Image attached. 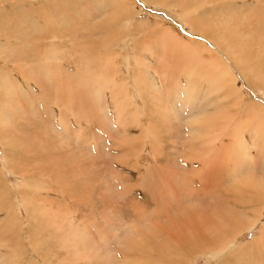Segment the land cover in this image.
<instances>
[{"label": "rangeland", "instance_id": "1", "mask_svg": "<svg viewBox=\"0 0 264 264\" xmlns=\"http://www.w3.org/2000/svg\"><path fill=\"white\" fill-rule=\"evenodd\" d=\"M60 1L61 0H33L32 2L35 4L32 3L29 7L34 10H39L40 14L43 16L44 12H41V5L47 7V4L55 3L57 6H63ZM180 1L179 3H175L174 0H108V3H105L104 7L101 9V12L105 11V14L101 17L107 21V24L109 23L108 25L106 24L108 29L106 30V26L103 29L95 28L92 35H88L89 33H80L79 24L75 22V17L69 14L68 9L64 7L63 13L70 19L69 22L63 25L64 34H73L69 33L67 29L68 27L66 24H69V28L72 27L76 29L78 34H85L87 39L89 38L91 42H94V45L99 39L106 37H108L106 42L113 43H115L117 39L123 38L125 45L122 44V40H120V44H112L110 50L109 48L108 50L101 48L99 52L98 49H94V45L92 48L91 45H89L85 47L88 53H84L83 55L76 50L77 46L75 47V45L80 42L76 40L69 44V46H71L69 51L65 52L66 49H63L65 54H61V59L68 62L67 66H69L70 63L73 66L72 69L77 72L78 70L86 68V72L90 74L106 72L108 79H111V76H113L112 82L116 79L114 83H121L123 81L122 83L124 84L126 82L125 79L128 77L132 79H144L145 75L142 71L143 66H138V64L147 65L151 68L154 67L159 75H162L164 72L170 73L172 69L180 71V68L186 67H179L177 65L178 61H181L184 57L183 61L185 64H188L191 58L190 52L196 50L203 64L206 66L202 69L204 72L210 71L212 68H218V71L219 69L222 70V67H219L220 62L225 60V62H228L236 82L232 99L227 95V88L224 86V89L218 91L220 98L217 99L218 101L220 100L223 106H216L215 109L211 107V105L205 103V96L201 97V95H199V99H194V103L189 107V104H187L189 101L185 100L183 95L185 89H182L178 97H170L167 101L171 106H177L175 110L181 115V128H176L177 123H174L172 129L166 131L169 121L163 117L164 113H162L159 107V99L156 97L152 100L151 104L153 110H156V117L151 116V118H153L151 123L154 125L155 122L159 125V127L154 125L157 129L155 141L150 143V141H141L139 139L140 145L137 146L130 145V142L127 140H134L135 135L131 134L129 137L125 136V134H137V132L139 134L138 124L132 127V129L127 130L128 133L124 134V132H122L123 134H121L118 133L120 131L117 132L116 128L120 127L118 123L126 124L132 115H126L123 120L117 121L120 117L118 116V111L114 110L113 101L110 97L112 88L106 90V100L104 99L105 102L103 101L106 103V116L109 121L108 124L110 123V125L105 124L107 130L103 127H99L96 123V127L94 126L93 130L87 127L86 118L90 115V110H92L91 104H89L92 95L88 98V95L82 92V88L77 83V86H75L77 88L76 92L73 90L71 91L74 106H77L79 110L78 115L80 117H76V119L80 121L79 124L83 125V127H87L89 133H99V135L102 133V139H98L96 143L92 142L94 145L87 149L82 143L83 140H77L78 137L74 134L75 130L69 132L68 130H63L61 126H59V128L57 127V125H59L57 118H55V121L52 116L49 117V114H53L49 112L51 108L48 107V110L46 109L47 113L41 114L43 111L42 108L38 106L37 103L35 105L34 101L30 102L32 107L38 106L39 113L36 114V112L34 113L29 109L27 100H21V105L28 107V111L26 112L24 110L25 112L23 115H32L31 118L29 117V122H33L34 124L36 122L40 123L41 115L44 125L38 129L40 131H35L34 133L32 132L35 126H30L29 129L24 130L19 128H17V130H11V133L8 135L10 138H13L14 141L18 142V145L10 146L12 143H8V151L6 152L5 147L0 142V164L2 163L1 159L4 158V154L6 153L9 157L8 160L11 159V162H13L11 163L12 168L16 169V165H22L20 168H24L26 171V173H15L16 175L23 174L21 176L8 174V176L5 177L7 183L3 180V182L0 181V203L5 202V207L10 206V203H13L16 198V191L26 192L27 195L34 198L36 206L41 204V209L46 213L47 217H44V214L40 213L41 215L38 216V220L35 219L37 214L35 213L34 215L35 209L30 205L29 211L32 209L30 212V214H32L30 220H32L33 217V221L31 223L29 222V224L32 225H29L28 228L26 212L21 206V218L24 221L23 226H27L25 230L31 231L30 235L33 237H31V241V239L28 238V236H26V238L23 233H20L21 235L18 233L19 236L16 234L13 235V232H15L14 230L20 227L19 224H12L7 227L6 220H4L6 213L0 212V251L7 255L5 259H8L11 263L58 264L61 260L64 264H114V260L118 259V264H191L192 259L190 258H193L195 255L190 252L191 246L189 243H199L198 236L203 233L209 235L212 231L213 236L209 235V237L215 240L217 239L218 243H231L234 241L236 245H240L239 243L252 242L254 234L259 235V227L262 228V222H264V204L261 202L255 204L256 213H252V208L242 212H240L238 208H235L241 201L240 195L243 194L241 191H249L247 193L252 194L253 189L260 192L259 189L263 188L264 164H251L248 162L249 159L255 158V152L251 145L246 146V148L243 147V150H239V146H236L233 151L230 150L231 156L234 157L233 162H248L249 164L246 163V165H244L240 173L237 174V178L232 177L227 183L221 185L218 191L219 194L217 193L218 195H214L211 199H206H210V204L213 203L214 208L209 209L208 201H201L199 198L197 200L195 196H192L191 200L182 199V201L174 207H160L155 198L159 189L156 184L162 178L167 180L171 185L173 184V186L170 187V189L173 188L172 190L177 189V181H181V179L182 181L188 180V177L183 173L189 175V171L185 166H189L190 160L192 161L193 159H188V157H192V150L190 151V148L188 149L189 145L187 143L190 134L187 130L189 127L188 121H186L187 118L189 119L194 115L203 114L204 109H206L209 114H214L216 117L220 116L219 121L223 124L229 125V123L235 122L234 125L238 127L241 122L245 120L252 123V120H255L257 115H259V118L256 121L260 127L261 123H264V0H230L238 5L241 3L250 6L248 11L243 12L248 15L247 18H243L242 15H234V17L231 16L228 18L223 14L218 15L213 12L208 13L209 15L202 14V3L208 5L206 0H183L184 3ZM25 2H28V0H0V20L2 21V18L5 17V21L12 22V17L14 16L13 10L16 7H20ZM99 2H101V0L97 2L94 0L92 3H84L86 7H88V11L91 15L98 12L96 5H98ZM155 2H157V4ZM176 4H179V6ZM195 4H197L196 11H193L194 6H191L188 10L190 5ZM39 6H41V9ZM28 10H23L24 12L21 11V13L25 14V11ZM120 11L126 13L122 15L119 13ZM188 13H198L203 16V20L196 21V18L192 20V18H190L192 14L188 15ZM91 15L88 19H90ZM227 16H229V14ZM116 17H119V19L116 20ZM179 18H181V20H179ZM183 18H188L186 24H184ZM206 19L216 23L215 26H212L214 28L212 29L213 31L208 27V22H204ZM96 22H99V19H97ZM4 26L2 25L3 29ZM110 29H112V34H110ZM217 29L222 33L221 38L225 37L229 40L233 38L234 44L238 36L239 50L247 44L250 45V47L253 44L254 47L256 46L253 55L262 63L257 61L258 73L256 72V74L252 76L253 81H251V83L245 78V74H242L240 67H238L234 61L231 62V60L226 58L228 57L226 55L228 53L222 49V44L220 42L221 38L217 39V42L213 40L212 34L218 31ZM233 29H236V34H233ZM4 33L7 34L8 31ZM73 35L75 36V34ZM92 37L95 39H92ZM187 38L198 42L194 43L192 41L189 48L190 52H186V54L182 53V50L187 49L188 45L186 43H184L186 44V49L180 44V46H177V50L172 49L177 42H181L179 40L184 41L185 39L187 40ZM103 42L104 39L101 40V43H97L96 47L101 46ZM83 43L87 45L89 42H81V44ZM199 43L201 45H199ZM210 50H213L212 52L219 57V61L217 58H212ZM93 57L97 60L94 61ZM76 58L81 60L78 61V64L77 61H75ZM106 60L110 63L106 64ZM160 60L162 63H160ZM249 61L253 63L252 60L249 59ZM93 62L96 63L93 64ZM260 65H262V69L259 72ZM202 67L203 65L198 67V70H201ZM104 68L106 71H104ZM91 69L93 71H91ZM247 77L249 78V76ZM156 79L158 80L159 78L156 77ZM78 81V75L73 77V80L65 79L66 83ZM235 82L233 83L235 84ZM127 84L131 87L130 94L128 93L127 97L132 98L134 103L138 104L140 112L142 113L145 102L144 99L134 94L137 85L134 82ZM159 84L160 83H158L157 86ZM160 86L161 84L159 85L161 89L162 87ZM60 89L61 97L59 96V100L63 102V104H68L70 97L67 92V87H62ZM64 90L65 95L63 97ZM163 91V89L162 91L160 90V95L165 94ZM46 97L55 100L51 92H48V96ZM118 98L119 100L122 99L121 96ZM241 98L243 101L242 104L245 102L248 103L246 106L250 105V109L256 110V112L249 113L241 104L239 105L242 106V108L239 107L236 102ZM16 103L18 104V102ZM61 107L63 109V105H61ZM67 117L72 126L79 127V125H76L77 123L72 113L68 112ZM68 119H66L67 122L69 121ZM93 119L94 117L92 116L91 121ZM147 120L148 117L140 120L139 123L142 124ZM17 122H19V120H14L13 124L16 125ZM55 122L57 124H54ZM177 129L181 132L179 133ZM111 130L114 131L111 132ZM222 130V127H218V132ZM241 131L245 132L247 138L250 137L252 140L255 139L254 131H252L251 134L248 133L247 128ZM170 132L171 134H169ZM159 134L160 136H158ZM168 135H170V137ZM42 136V139L46 140L45 146L40 145V138ZM3 139L7 141L5 138ZM112 140H115L116 142L114 141V143L116 144L112 143ZM105 142L111 145L106 147ZM103 143H105V146H103ZM195 147L198 149L200 155L201 151L199 147ZM108 150L109 154L107 152ZM104 151L106 152L105 154ZM53 152L56 153L55 159L51 156ZM26 157L32 158V162L28 163L25 161ZM158 158L160 161H158ZM42 165L46 167L45 172L40 171L38 168V166L42 167ZM26 169L29 170L27 171ZM199 169H201V167H198L196 170ZM24 175L29 176L25 178ZM31 175H35L33 180L30 178ZM52 176L56 179L51 178ZM25 179H27V185L23 184L25 183ZM14 185H16L17 188H15ZM22 186H24V188H22ZM192 187L194 188L195 186L192 185ZM6 189L10 194L9 196L4 195V192L7 193ZM2 196H5L4 199ZM198 196H201V198L204 197L203 192H199ZM8 198L10 200L12 199V202H9L10 200ZM202 202L204 203L202 204ZM216 204L219 207H216ZM232 208L235 209L233 210ZM10 214L7 215L8 218L14 215V210H12ZM44 218L47 219L48 223L47 221H42ZM204 220H208L209 222L207 221L206 224L202 222ZM258 220H261V222ZM215 222H217V225H214L216 224ZM218 222L222 224H218ZM250 226L254 227L249 228ZM41 228L43 232L38 231L41 230ZM84 229L86 230L84 231ZM232 233H237L236 239H232V236H234ZM22 235L25 238H23ZM34 246L40 248V251L35 249ZM250 249H253L252 259L256 260L257 258L254 253L255 248L252 246ZM25 250H27V252ZM127 250L129 251V255L125 254ZM159 252H161L162 255H159ZM180 252L181 255H178ZM208 261H210L208 258L202 259L200 264H208ZM212 261L209 264H215V262ZM263 261L264 259L262 257H258V264Z\"/></svg>", "mask_w": 264, "mask_h": 264}, {"label": "bare ground", "instance_id": "2", "mask_svg": "<svg viewBox=\"0 0 264 264\" xmlns=\"http://www.w3.org/2000/svg\"><path fill=\"white\" fill-rule=\"evenodd\" d=\"M32 1L33 0H28V2H25L23 5H21L20 7H16L13 10L14 16L12 17V22L5 21L4 20L5 17L2 18L3 19L2 21H4V22H2L0 20V136L7 140V141H5L3 138L0 137V142L5 147V152L8 151V143L9 144L12 143V145H10V146H17L18 145L17 144L18 142L14 141L13 138H10L8 135L11 133V130H17V128L24 130V129H29L30 126L31 127L35 126V128L32 132V133H34L35 131L36 132L40 131L38 129H40L44 125V121H42L41 115H40V117H41L40 123L36 122L34 124L33 122H31V123L29 122V119L31 118L32 115H28V116L23 115V113L25 111L26 112L28 111V107L21 105V103H20L21 100H27L28 101L27 104L29 106V109L34 113L36 112V114L39 113L38 106H40L43 110L41 114L47 113L46 111L48 110L47 109L48 107L51 108V110L49 112H51L53 114H49V113L48 114H49V117L52 116L53 120L55 118H57V120L59 122V125H57V127L59 128V126H61V128H63V130H68L69 132H72V130H75L74 134H76V136L78 137L77 140H79V141H80V139L83 140L82 143L85 146V148L87 149V148H91V146L94 145L93 143H96V141L98 139H100V138L102 139V136H101L102 133L100 135H99V133H92L91 134V133H89L87 127L90 128V130H93L94 126L96 127V124H98L99 127H101V128L103 127L105 130H107V127H105V124H108L109 121H108V118L106 116L107 115V113H106L107 107H106V103H104L105 102L104 99L106 100L105 93H106V90L109 88H112V90L110 92V97L113 101L112 104H113L114 110L118 111V116L120 117L119 119H117V121L119 122V121L123 120V118L126 115H130V116L132 115L129 120L127 119L128 121L126 122V124L120 123V122L118 123L120 127L116 128L117 132L120 131L118 133H121V134H123L122 132H124V134L128 133L127 130L132 129V127H135L138 124V130L140 131L139 134H138V132H137V134L136 133L135 134L129 133V135L125 134V136H129V137L131 136V134L135 135L134 140H131V139H127V140L130 142V145L132 144V145H137V146L140 145L139 139L141 141H143V140L150 141V143L155 141V137H156L155 134H157V132H156L157 129L155 128V126L159 127V125L154 122V125H155L154 126L151 123V120L153 119V118H151V116L156 117L155 116L156 110L155 111L153 110V107L151 106V104H152V100L156 97L160 100V101L158 100V102H159V107L162 110V113H164L163 117L169 121V124L167 125L168 127H166V131H170V129H172V127L174 126V123H177L176 128H181V125H180L181 124V122H180L181 115H179L178 114L179 112L177 113L175 110V108L177 106H171L170 104H168L167 101L169 100L170 97H173V96L178 97L179 92H181L182 89L183 90L185 89L183 95H184L185 100L189 101V103H187V104H189L188 105L189 107L191 104L194 103V99H196V98L199 99V97H200L199 95H201V97L205 96L204 97L205 103L207 105H211V107L215 108L216 106L217 107L223 106V104L220 103V100L218 101L217 99L220 98V94L218 91H220V89H224L223 88L224 86L227 88V95L232 99V96L235 92L234 89L236 87V82H235V79H234L235 77H233V73L231 71V68H230L228 62H225L226 60L220 62L219 67L221 66L222 70L219 69V71H218V68H212L210 71L204 72L202 69L206 66L203 64V61L199 57V54L196 52V50L191 51V52L189 51V48L191 46L190 44L192 43L193 40L187 38V40L185 39L184 41L179 40L181 42H177V44L175 46H173V48H172L173 50H177L178 49L177 46L181 45V46H183L184 49H186L185 46H186V44L188 45L186 50H182L183 51L182 53L186 54V52H190L191 58H190L189 63L185 64V62L183 61L184 60V57H183V59L181 61H178V64H177L179 67L184 66L186 68H180V71H176V69H172L170 73L164 72L162 75H159V74H157V70H155L154 67L151 68L147 65L138 64V66H143L142 71L144 72V75H145L144 79L143 78L132 79V78L128 77L129 78V82H128V78H126V79L124 78L127 83L134 82L137 85V87L135 88L136 91H134V94L136 96L144 99L145 105H144L143 111L141 113L138 104H135L132 98L127 97L128 93L130 94V91H131L130 90L131 87L128 86L129 84H127L126 82L123 84L122 83L123 81L121 83H114L116 79L114 80V82H112L111 80H113V76H111L112 77L111 79H108L106 72H103L104 74L103 73L90 74V73L86 72L87 68L82 69V70H78V72H77L76 70L72 69L73 66L70 63H69V66H67L68 62L61 59V54H65L63 49H66L65 52L69 51L71 49V46H69V44L73 43L76 40L80 41L79 43H77L75 45V47L77 46L76 50L83 55H84V53H86V54L88 53V52H86L85 47L91 45V48H92L94 45V42H91V40L89 38L87 39L85 34H78L76 29H74L72 27L69 28V26H70L69 24H66V26L68 27L67 29L69 30V33H73V34H75V36L73 34H64L63 25H65V23L69 22L70 19L67 15H64L65 13H63V8L65 7L66 9H68V13L75 17V22H77L79 24L80 33H89L88 35H92L93 31H95V28L96 29H103L106 26V30L108 29L107 25L109 23L107 24V21L105 19H102V17H101L102 15L105 14L104 13L105 11L101 12V9L104 7L105 3H108V0H101V2H99L98 5H96L98 8V12L93 13L92 15L88 11V7H86V5L84 3H92L94 0H61L60 2H62L63 6H59V5L57 6V5H55V3L47 4V7H43V5H41L42 6L41 12H44V14L42 13L43 16L40 14L39 10L36 9V7H35L36 10L31 9V7H29L32 3H34ZM95 1L97 2L98 0H95ZM174 1H175V3L176 2L179 3L180 0L179 1L174 0ZM206 1L208 2V5H206V3H202V6H203L201 9L202 14H208L210 12H213V13H217L218 15L223 14L228 18H230L231 16L234 17V15L235 16L236 15H238V16L242 15L243 18L248 17V15H246L243 12L248 11L250 9L249 5H245V4H241V3L238 5L235 2L230 1V0H206ZM180 2L184 3L183 0H181ZM155 3L157 4V2H155ZM38 5H37V7H38ZM176 5L179 6V4H176ZM41 6H39L40 9H41ZM123 6H124V4H123ZM191 6H194L193 11L197 10V7H196L197 4L190 5L188 10L191 8ZM126 8H128V7H126ZM129 9L131 10L130 7H129ZM23 10H28V11H25L26 13L22 14L21 11L24 12ZM119 13L124 15L126 12L120 11ZM189 14H192L190 16V18H192V20L195 18H196L195 19L196 21L197 20H203V16H201L198 13H196V14L188 13V15ZM228 14H229V16H227ZM90 15H91V17H90V19H88V17ZM211 16H213V15H211ZM49 17H50V19H49ZM97 19H99V22H96ZM118 19H119V17H116V20H118ZM183 19H184V21H183L184 24H186L187 23L186 20L188 18H183ZM179 20H181V18H179ZM206 21L209 24L208 27L211 30L214 29L212 26H215L216 23H214V21H210L207 19L204 22H206ZM216 22H218V21H216ZM2 25L3 26L5 25L4 26L5 30L2 28ZM7 31H8L7 34L4 33ZM240 31H243V30H240ZM98 33H99V31H98ZM207 33H208V29H207ZM96 34H97V32H96ZM110 34H112V29H110ZM233 34H236V29H233ZM212 35L214 36V37L212 36L213 40H215L217 42V39L221 38L222 33L218 30V31H215L214 34H212ZM100 37H101V34H100ZM93 38L94 37H92V39ZM107 38L108 37L99 39L95 43L94 49L95 48L98 49V52L101 50V48H105L107 50L109 48V50H110V47H112V44H114V45L120 44L119 43L120 40H122L121 43L125 45L123 38L117 39L115 43L106 42ZM222 38H223V41H222ZM222 38L220 41L222 44V49L228 53V54H226L228 56L226 58L228 60H231V62L234 61V63L237 64L238 67H240V69L242 70V74H245L246 77L245 76L244 77L247 78L251 83V81H253L252 76L254 74H256V72L258 73V70H257V61L258 60L253 55V51L256 49L255 48L256 46L254 47V44H253L250 47V45L245 44L246 46L243 47L241 50H239L238 36L235 39V44L232 40L233 38L231 40H229L228 38H225V37H222ZM102 39H104L103 44L101 46L96 47V44L101 43ZM81 42H89V43L87 45H85V43L81 44ZM166 42H169V41H166ZM193 42L198 43L197 41H193ZM184 43H186V44H184ZM199 45H201V44L199 43ZM219 46H220V44H219ZM121 47H122V45H121ZM212 51L210 50L212 58L213 59L217 58V60L219 61L220 60L219 57L216 56V54H214V52H212ZM94 52H95V50H94ZM249 59L252 60L253 63H251L249 61ZM89 60H90V57H89ZM93 60L95 61L97 59H95L93 57ZM75 61H77V64H78V61H81V60L76 58ZM70 62H71V60H70ZM258 62L262 63L260 61H258ZM95 63L93 62V64H95ZM107 63H108V61L106 60V64ZM160 63H162L161 60H160ZM97 65H100V64H97ZM201 65H203V67L201 68V70H198V67H200ZM92 69H91V71H93ZM101 69H103V68H101ZM139 69H140V67H139ZM261 69H262V65L259 66V72L261 71ZM104 71H106L105 68H104ZM77 75L79 76L78 82H69V83L65 82V79L66 80L67 79L73 80V77H76ZM247 76H249V78ZM156 77L159 79L157 80ZM233 82H235V84ZM77 83L82 88V92L84 94L88 95V98H90V96L92 95L91 100L89 99L90 100L89 104H91L92 110H90V115H88L86 118L87 127H85V126L83 127V125L79 124L80 121L76 119V117H80L78 115L79 110L77 109V106H74L73 96H72L71 91L73 90L74 92H76L77 88L75 86H77ZM158 83L161 84V86H160V87H162L161 89L159 88L160 84L157 86ZM62 87L63 88L67 87V92L69 93V97H70L68 104L67 103L63 104V102H61L59 100V96L61 97V89L60 88H62ZM162 89L164 90L163 92H165V94H161L162 95L161 96L160 90L162 91ZM48 92H51L54 95L55 100L48 99V97H46V96H48ZM45 94H46V96H45ZM64 95H65V90L63 91V97H64ZM119 96H121V98H122L121 100H119V98H118ZM242 98H243V96H242ZM242 98L236 102L237 105L241 108H242V106H244L249 113L256 112V110L250 109L251 108L250 105L246 106L248 103L245 102L244 104H242V102H243ZM33 101L35 102V105L37 103L38 106L32 107L30 102H33ZM228 101H230V100H228ZM16 102H18V104ZM239 104H241L242 106H240ZM61 105H63V109H62ZM157 110H159V109H157ZM68 112L72 113L73 117L76 120V123H77L76 125H79L78 128L76 126L75 127L72 126L69 123L70 120L67 117ZM92 116L94 117V119L91 121ZM258 116L259 115H257L255 117V120H252L253 121L252 123H250L248 120L242 121L238 127H237V125H234L235 122L229 123V125L221 123L219 121L220 116L216 117L214 114L211 115L208 113V111L206 109H204L203 114H197V115L190 117L189 119L187 118L186 121H188V126H189L187 128V130H188V132H190L189 141L187 143L189 145L188 149L190 148L189 150L190 151L192 150V157L191 158L188 157V159H193L192 161H194V162H192L190 160V162H189L190 165L187 167L185 166V168L188 169V171H189V175H186L185 173H183V174L188 177V180L182 181V179H181V181H177V189H175V190H172L173 188L170 189V187L173 186V184L171 185L167 180H164L163 178L161 180H159L160 182L158 181L159 185L157 182L156 185L158 186L159 189L157 188L158 191L156 193L157 196H155V198L158 201V205L160 207H169V206L174 207L176 204L181 202L182 199L191 200L192 196L193 197L195 196V198H197V200L199 198L201 201H205L208 198L211 199V197H213L214 195L219 194L218 191L221 188L220 187L221 185L227 183L229 181V179L231 180L232 177L237 178L236 177L237 174L240 173V171L243 169V167H244V165H246V163L250 162L251 164H253V163L260 164V165L264 164V123H261V127H260V125L256 121L259 118ZM147 117H148V120L146 122H144L142 124L139 123L140 120L146 119ZM46 118H44V119H46ZM66 119H68L69 121L67 122ZM14 120H16V121L19 120V122H17L16 125H14L13 124ZM46 120H48V119H46ZM49 121H51V120H49ZM55 121H56V119H55ZM42 122H43V124H42ZM160 123H162V122H160ZM54 124H57V123L55 122ZM243 124H245V125H243ZM108 125H110V123ZM246 125H248V126H246ZM244 126L247 128L248 133L251 134L252 131L255 132V135H254L255 139L254 140L250 139L249 136H248L249 138H247L245 132L241 131L242 129L246 130V128ZM218 127H222L223 130L218 132ZM110 129H111V127H110ZM163 129H164V127H163ZM113 131L111 130V132H113ZM180 132L181 131H179V133ZM169 134H171V132ZM136 135H139V136H136ZM106 136H107V134H106ZM158 136H160V134ZM168 136L170 137V135H168ZM42 138H43V136L40 138V145L45 146L46 140L42 139ZM114 141L112 143H114ZM190 141H191V143H190ZM102 142H104V141H102ZM201 142L203 145L201 144ZM105 143H103L104 145L103 144L102 145L105 146ZM114 144H116V143H114ZM110 145L106 143V147H108ZM248 145H251V147H253V151L255 152V158L249 159L248 162H239V163L233 162L234 157L231 156L230 150L233 151L236 146H239V150H243V147L246 148V146H248ZM195 146L199 147V149L201 151L200 155L198 153V149ZM96 148H97V146H96ZM88 152H90V151H88ZM107 152L109 154V150ZM105 153L106 152L104 151V154ZM240 153H243V152H240ZM51 156H52V158L54 157V159H55L56 153L53 152ZM91 156H92V154H91ZM8 159H9V157L5 153L4 158L1 159L2 163L0 164V181L3 180L5 183H7L5 180V177L8 176V174L13 175V176H21L23 174L16 175L15 173H26L24 168H20V166H22V165H16L17 166V167H15L16 169L12 168L11 163H13V162H11V159L10 160H8ZM25 161L30 163V162H32V158L26 157ZM158 161H160L159 158H158ZM158 161H157V163H158ZM122 163H124V162H122ZM159 163H161V162H159ZM198 167H201V169L196 170ZM38 168L40 171L45 172L46 167H44L43 165H42V167L38 166ZM207 168H209V169H207ZM26 170L28 171L29 169H26ZM24 176H25V178H27L29 175H24ZM30 178H31V180H33L35 178V175H31ZM51 178L56 179L53 176ZM27 183H28L27 179H25V183H23V184L27 185ZM192 185H194L195 187L193 188ZM262 186H263V188L259 189L260 192L253 189L252 194L247 193L249 191H247V192L241 191V193H243L242 195H240L241 201H240V203H238L237 206H235V208H238V210L240 212L250 210L252 208V213H254L256 203L261 202L262 204H264V184ZM14 187L17 188L16 185H14ZM22 188H24V186H22ZM155 190H156V188H155ZM199 192H203L204 197L201 198V196H198ZM239 193H240V190H239ZM4 195L5 196L10 195L8 193V190H7V193L4 192ZM15 196H16V198H15L13 203H10V206L5 207V202L0 203L1 204L0 205L1 206L0 212L6 213L4 220H6V226L7 227L9 225H12V224H19L20 227L16 228L14 230L15 232H13V235H15V234L18 235V233L19 234L23 233L25 237L28 236V238L31 239V237H32L30 235L31 231L25 230L27 226L29 228V225H32V224H29V222L31 223L33 221V217H32V220H30L31 215H32V214H30V212L32 209L29 211V206L32 205V208L35 209L34 215H35V213L37 214L35 219H37L38 216L41 215L40 213L44 214L43 215L44 217H47L46 213L42 211L41 204L36 206V202H35L34 198L27 195L26 192L16 191ZM4 197H3V199H4ZM187 198H189V199H187ZM209 200H206L209 203V205H208L209 209L214 208L213 203L210 204ZM1 201H2V199H1ZM6 202H7V200H6ZM9 202H12V199ZM203 203L204 202H202V204ZM21 206L24 208V210L26 212V216H27L26 220H27L28 225L26 227L23 226L24 221L21 218L22 217L21 216L22 215ZM216 207H219V206L216 204ZM235 208H232V209L234 210ZM12 210H14V215H12L8 218L7 215H9ZM32 213H33V211H32ZM263 213H264V210H263ZM254 215H256V214H254ZM50 219H51V217H50ZM43 220L47 221V219H45V218L42 219V221ZM207 221L208 220H204L202 222L207 224ZM258 221L261 222V220H258ZM36 223H38V222H36ZM47 223H48V221H47ZM215 223L216 224H214V225H217V222H215ZM219 223H221V222H218V224ZM210 224H212V223H210ZM224 226H225V224H224ZM254 226H255V224H254ZM254 226H252V227L250 226L249 228H253ZM256 227H257V225H256ZM42 228H43V226H42ZM42 228H41V230H38V231H42ZM259 228H260V230H259L260 233H259V235L254 234L252 242H249V243L247 242V243H242V244L239 243L240 245L234 244V241H232L231 243H218L217 239L215 240L214 238L209 237V235L213 236L212 231L209 233V235L207 233L201 234L200 236H198L199 237V243H189L191 246L190 252L194 253V255H195V256H193V258H190V259H192L191 264H200L201 260L206 259V258L210 259V261H208V264L211 263L212 260L215 262V264H246V263L247 264H258V257H262L264 259V222H262V228L261 227H259ZM39 229H40V227H39ZM86 229H84V231ZM36 231H37V229H36ZM216 231H217V229H216ZM41 235H42V233H41ZM232 235H234V236H232V239L237 238V233H232ZM85 236H87V235H85ZM22 237H23V235H22ZM25 237H23V238H25ZM31 241H32V239H31ZM252 246L255 248L254 253H255V256L257 258L256 260L252 259L253 249H250V247H252ZM34 247H35V249H38L40 251V248H36V246H34ZM32 248H33V246H32ZM181 248H182V246H181ZM128 250L125 251V254H127V255H129ZM25 251L27 252V250H25ZM54 251H55V249H54ZM146 253H144V254H146ZM31 254H33V253H31ZM74 254H76V253H74ZM54 255H52V256H54ZM159 255H162V253L159 252ZM175 255H177V254H175ZM178 255H181V252ZM188 255H190V254H188ZM6 256L7 255H5L3 252H1L0 264H13L8 259H5ZM97 258H98V256H97ZM30 260H32V259H30ZM181 261H184V260H181ZM184 262H186V261H184ZM58 264H64V262L60 260ZM114 264H118V259L114 260ZM259 264H264V261L260 262Z\"/></svg>", "mask_w": 264, "mask_h": 264}]
</instances>
